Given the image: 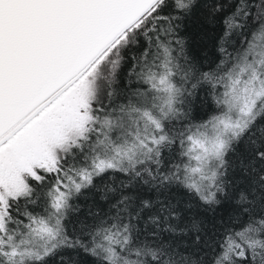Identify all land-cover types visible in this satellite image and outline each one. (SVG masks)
I'll return each instance as SVG.
<instances>
[{
    "label": "snow or ice",
    "instance_id": "6c2138e0",
    "mask_svg": "<svg viewBox=\"0 0 264 264\" xmlns=\"http://www.w3.org/2000/svg\"><path fill=\"white\" fill-rule=\"evenodd\" d=\"M0 264H264V0H0Z\"/></svg>",
    "mask_w": 264,
    "mask_h": 264
},
{
    "label": "trees",
    "instance_id": "16d2710c",
    "mask_svg": "<svg viewBox=\"0 0 264 264\" xmlns=\"http://www.w3.org/2000/svg\"><path fill=\"white\" fill-rule=\"evenodd\" d=\"M198 32H199V28H198V26H197L195 23H193V24H191V25L189 26L188 35L192 37L193 42L196 43L197 45H198L199 42H200V37H199V35H198ZM83 202H84V201H83V198H82V199H81V203H83ZM87 203H91V200L89 199V200L87 201Z\"/></svg>",
    "mask_w": 264,
    "mask_h": 264
}]
</instances>
